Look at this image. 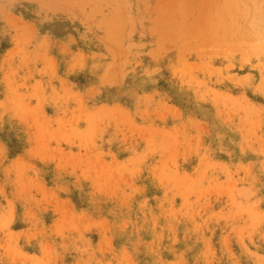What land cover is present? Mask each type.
I'll use <instances>...</instances> for the list:
<instances>
[{
    "label": "rangeland",
    "instance_id": "obj_1",
    "mask_svg": "<svg viewBox=\"0 0 264 264\" xmlns=\"http://www.w3.org/2000/svg\"><path fill=\"white\" fill-rule=\"evenodd\" d=\"M0 264H264V0H0Z\"/></svg>",
    "mask_w": 264,
    "mask_h": 264
}]
</instances>
